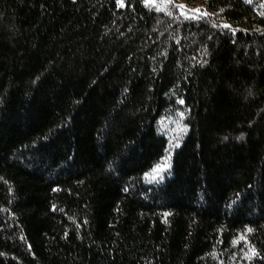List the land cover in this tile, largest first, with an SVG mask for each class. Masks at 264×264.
Wrapping results in <instances>:
<instances>
[{"label": "trees", "instance_id": "obj_1", "mask_svg": "<svg viewBox=\"0 0 264 264\" xmlns=\"http://www.w3.org/2000/svg\"><path fill=\"white\" fill-rule=\"evenodd\" d=\"M168 4L0 0V264H264V0Z\"/></svg>", "mask_w": 264, "mask_h": 264}, {"label": "rangeland", "instance_id": "obj_2", "mask_svg": "<svg viewBox=\"0 0 264 264\" xmlns=\"http://www.w3.org/2000/svg\"><path fill=\"white\" fill-rule=\"evenodd\" d=\"M146 2L150 5L153 6L156 9H162L164 8V10L169 7V0H146ZM176 8H178V10L185 16L187 17H197V16H203L206 15L207 12L204 8V5L200 4V3H195V4H184V3H176V5H174ZM162 169H156L149 177V179L151 180H156L158 179L161 174H162Z\"/></svg>", "mask_w": 264, "mask_h": 264}, {"label": "snow or ice", "instance_id": "obj_3", "mask_svg": "<svg viewBox=\"0 0 264 264\" xmlns=\"http://www.w3.org/2000/svg\"><path fill=\"white\" fill-rule=\"evenodd\" d=\"M121 6H123V0H121ZM225 27H228V25H225ZM182 102V101H181Z\"/></svg>", "mask_w": 264, "mask_h": 264}]
</instances>
